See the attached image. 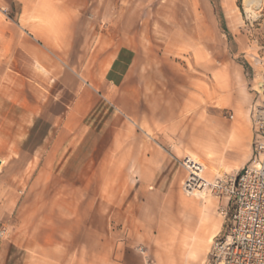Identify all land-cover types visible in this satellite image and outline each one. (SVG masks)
<instances>
[{"label":"rangeland","instance_id":"obj_1","mask_svg":"<svg viewBox=\"0 0 264 264\" xmlns=\"http://www.w3.org/2000/svg\"><path fill=\"white\" fill-rule=\"evenodd\" d=\"M244 11L243 0H0V34L7 28L13 52L6 65L0 58V208L9 206L11 213L0 218V239L29 247L32 264L115 258L116 197L126 189L122 182H131L126 167L133 146L143 155L149 146L166 151L180 164L189 157L205 168L207 179L238 173L252 155V108L264 82V6L255 20ZM68 52L71 85L97 87L118 117L86 171L92 199L77 200L73 216L20 218V200L35 189L36 177L49 175L40 164L67 129ZM36 64L52 83L34 74ZM239 127L245 129L241 136ZM182 198L188 206L181 214L194 216L196 225L182 251L205 264L216 223L223 232L227 199ZM87 236L90 249L83 243ZM141 249L135 251L151 263Z\"/></svg>","mask_w":264,"mask_h":264},{"label":"crops","instance_id":"obj_2","mask_svg":"<svg viewBox=\"0 0 264 264\" xmlns=\"http://www.w3.org/2000/svg\"><path fill=\"white\" fill-rule=\"evenodd\" d=\"M10 29L11 26L8 30ZM1 47L6 48L5 52H0V58L4 59L6 65L8 59L13 56L12 37L7 28L0 34ZM70 56L71 52H68L67 69L63 79V85L70 98L67 102L69 106L65 125L67 129L58 132L47 151L46 160L40 164L41 169L49 171V175L36 177L32 183L35 189L31 188L20 200L16 215L20 218L25 216L59 218L70 213L73 216L76 214L77 200L92 199L88 189L91 180L86 179V171L90 159L94 160L96 153L99 152L100 142L109 135L118 117L116 105L100 93L97 87L76 81L71 85ZM35 69L34 74L41 80L53 82L49 72L42 66L36 64ZM71 88L75 94L72 104ZM177 95L180 99L183 94L178 92ZM244 131V127H239L236 134L241 136ZM0 164L1 170L3 159H0ZM126 168L131 169L132 177L131 182H122L126 189L116 197V218L119 225L115 232L117 239L115 258L106 255L95 264H146L135 251L137 247L142 248V253L146 250L150 254L149 264H202L201 258L186 257L182 251L190 247L188 236L194 232L196 225L194 216L189 220L187 216L181 214V206L187 207L188 203L183 202L182 198L180 185L184 172L178 158L152 146H149L147 154L143 155V150L133 146L132 161ZM209 199L206 198L205 202ZM6 200L7 198L3 202L5 205ZM8 208L9 206L0 208V218L7 219L11 216ZM220 230L221 222H218L214 232L207 238L208 244H211ZM75 234V226L71 224V248L76 243ZM125 235L128 237L125 238ZM85 239L86 237L84 247L88 249L89 245L90 249V237L88 241ZM85 255L86 253L84 257ZM32 263L33 256L29 247L12 238L0 239V264ZM78 263L81 264V261ZM91 263V257L89 260L84 258L83 264Z\"/></svg>","mask_w":264,"mask_h":264},{"label":"built area","instance_id":"obj_3","mask_svg":"<svg viewBox=\"0 0 264 264\" xmlns=\"http://www.w3.org/2000/svg\"><path fill=\"white\" fill-rule=\"evenodd\" d=\"M256 92L252 155L238 173L206 185L199 164L189 158L181 162L186 171L181 182L185 196L196 197L194 194L206 187L211 195L227 199L221 209L223 232L214 238L205 264H264V82L257 85Z\"/></svg>","mask_w":264,"mask_h":264},{"label":"bare ground","instance_id":"obj_4","mask_svg":"<svg viewBox=\"0 0 264 264\" xmlns=\"http://www.w3.org/2000/svg\"><path fill=\"white\" fill-rule=\"evenodd\" d=\"M263 6H264V1L263 0H243V7H244V10H245L244 12L246 13L247 18H249V19H253L254 18V20H255L256 16H258L257 14L262 10ZM189 160L191 162H194L195 164H198L197 162H195L194 160H192L190 158H189ZM199 169L202 172L200 174V176H201V178H203L204 181H206V185H211V184H213L215 182L216 178L222 177V175H215V177L213 179H207L203 175V172H204L205 168L202 165L199 164ZM194 195L196 196V198H198L200 200H205L206 198H210L212 196L210 194V192L206 189V187L203 190H201L199 192H196ZM218 235L219 234H217L215 237H217ZM214 238L212 239L211 244L213 243Z\"/></svg>","mask_w":264,"mask_h":264}]
</instances>
